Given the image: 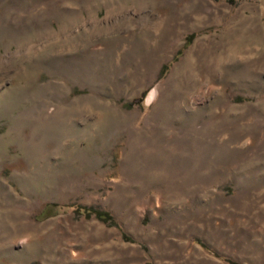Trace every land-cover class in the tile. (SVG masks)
<instances>
[{
  "label": "rangeland",
  "instance_id": "374dc122",
  "mask_svg": "<svg viewBox=\"0 0 264 264\" xmlns=\"http://www.w3.org/2000/svg\"><path fill=\"white\" fill-rule=\"evenodd\" d=\"M0 264H264V0H0Z\"/></svg>",
  "mask_w": 264,
  "mask_h": 264
},
{
  "label": "trees",
  "instance_id": "16d2710c",
  "mask_svg": "<svg viewBox=\"0 0 264 264\" xmlns=\"http://www.w3.org/2000/svg\"><path fill=\"white\" fill-rule=\"evenodd\" d=\"M68 207H72L73 211H76L77 213L82 214L86 217L94 216L105 222L109 221L112 218L109 212L102 209L82 205H69Z\"/></svg>",
  "mask_w": 264,
  "mask_h": 264
}]
</instances>
